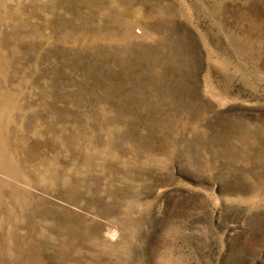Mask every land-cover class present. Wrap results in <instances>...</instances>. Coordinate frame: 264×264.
Here are the masks:
<instances>
[{"label": "rangeland", "instance_id": "obj_1", "mask_svg": "<svg viewBox=\"0 0 264 264\" xmlns=\"http://www.w3.org/2000/svg\"><path fill=\"white\" fill-rule=\"evenodd\" d=\"M0 264H264V0H0Z\"/></svg>", "mask_w": 264, "mask_h": 264}]
</instances>
